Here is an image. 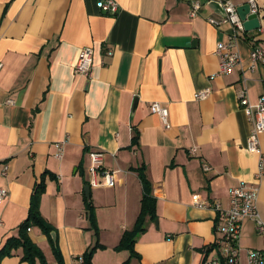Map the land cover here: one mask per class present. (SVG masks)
I'll use <instances>...</instances> for the list:
<instances>
[{"label":"crops","instance_id":"obj_1","mask_svg":"<svg viewBox=\"0 0 264 264\" xmlns=\"http://www.w3.org/2000/svg\"><path fill=\"white\" fill-rule=\"evenodd\" d=\"M98 1L0 0V189L7 191L0 250L17 237L43 178L38 212L52 227L61 263L72 264L97 241L103 248L91 264H123L129 253L114 248L139 214L143 168L156 217L146 221L129 264H203L220 224L195 202L226 206L230 188L253 183L264 222V133L260 154L245 148L250 122L238 104L242 88L252 105L264 92V60L248 65L251 46L264 45V0H254L259 29L233 40L241 62L227 75L217 74L215 50L230 40V26L208 23L223 17L224 0H114V15ZM194 2L201 7L191 17ZM85 47L93 50L90 79L74 73ZM205 88L208 97L195 100ZM152 102L168 110L167 125L150 112ZM90 151L102 152L104 169L114 172L113 187L89 190L96 235L85 208ZM29 228L46 263L57 264L48 237ZM239 243L242 251L264 250V235L245 220ZM21 258L18 248L0 264H27Z\"/></svg>","mask_w":264,"mask_h":264},{"label":"built area","instance_id":"obj_2","mask_svg":"<svg viewBox=\"0 0 264 264\" xmlns=\"http://www.w3.org/2000/svg\"><path fill=\"white\" fill-rule=\"evenodd\" d=\"M250 5V12L257 14V7L254 0H247ZM97 8L111 15L118 11V5L114 0H99ZM197 2L191 3L190 16L194 17L200 10ZM236 5L231 0H224L222 3L223 17L219 20L208 19V23L214 27L221 25L230 26V40L225 43H219L216 46L215 55L218 58V75H227L234 68L240 65V56L235 50L233 40L244 32L242 22L240 21ZM113 51L107 49L105 55L112 56ZM264 60V45L253 44L249 54V69L252 70L256 63ZM2 63L0 62V71ZM93 69V50L85 47L80 50L74 67V73L78 76L90 79ZM210 89L205 88L194 94V99L201 101L208 97ZM12 104V101H7ZM238 104L246 114L250 122V132L246 139L245 148L252 152L260 154L259 136L264 133V92L258 97L256 104L252 105L249 101L245 88H242L238 94ZM149 110L152 114L158 115L164 125H167L168 110L161 107L159 103L149 104ZM57 150L61 152V146L56 145ZM56 158H61V153L55 154ZM90 162L88 168L89 178L87 185L89 188L100 186L113 187L114 179L112 171L103 167V153L99 151H90L88 153ZM264 164V159H260V168ZM6 167L2 174L5 175ZM211 167L207 164L202 165L203 172H209ZM261 176V172L257 175ZM99 178L103 180L100 182ZM103 184V185H102ZM7 196V191L0 189V202ZM258 186L253 183L240 182L229 189L228 202L224 206L220 202L197 201V208L212 209L219 221L218 237L213 243V247L206 254L203 264H264V250L247 249L242 251L240 247V236L242 224L245 220H251L254 223L255 232L258 236L264 235V222L257 210ZM30 231V228L27 229ZM72 264H83L82 257H77Z\"/></svg>","mask_w":264,"mask_h":264},{"label":"trees","instance_id":"obj_3","mask_svg":"<svg viewBox=\"0 0 264 264\" xmlns=\"http://www.w3.org/2000/svg\"><path fill=\"white\" fill-rule=\"evenodd\" d=\"M134 142L135 140H132V143ZM137 175L142 187L139 214L132 229L123 232L118 245L114 248L115 251H127L129 253V259L126 260L123 264H129V260L131 258H138V255L134 251V244L136 242V239L146 231V221H152L156 217V199L153 196L151 183L147 179L143 168L137 170ZM43 190L44 181L42 178L40 183L36 185L32 194L27 219L18 227L17 237L11 238L5 243L3 248L0 250V256H9L11 254V250L20 248L22 250L21 260L23 262L27 264H35L36 261H38L40 264H47L40 249L34 243H32L27 236V229L32 225L39 227L42 233H44L48 237L52 249V254L54 255L57 264H62L59 257V251L57 249V243L56 241H53L50 236V233L53 232L52 227H50L44 220H42L38 212V199L43 193ZM85 208L86 215L88 216V219L90 220L92 228H94L96 235L97 229L95 227L93 210L88 199L86 200ZM212 247L213 245L205 249L204 253L207 254ZM102 248L103 246L99 245L96 241V243L88 248L87 251L83 254V264H91V258L94 252Z\"/></svg>","mask_w":264,"mask_h":264},{"label":"water","instance_id":"obj_4","mask_svg":"<svg viewBox=\"0 0 264 264\" xmlns=\"http://www.w3.org/2000/svg\"><path fill=\"white\" fill-rule=\"evenodd\" d=\"M237 15L242 22L244 32H251L259 29V18L257 14L250 12V5L246 2L236 7ZM89 186L84 187V194L89 199ZM51 239L55 241L54 233H50Z\"/></svg>","mask_w":264,"mask_h":264}]
</instances>
